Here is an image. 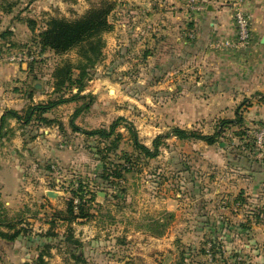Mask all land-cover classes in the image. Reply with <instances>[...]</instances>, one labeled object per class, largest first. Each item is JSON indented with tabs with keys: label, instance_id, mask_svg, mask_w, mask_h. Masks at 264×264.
<instances>
[{
	"label": "rangeland",
	"instance_id": "obj_1",
	"mask_svg": "<svg viewBox=\"0 0 264 264\" xmlns=\"http://www.w3.org/2000/svg\"><path fill=\"white\" fill-rule=\"evenodd\" d=\"M103 1L113 5L112 30L102 35L81 91L76 83L53 85L67 65L77 80L86 46L42 52L38 34L49 19L74 21ZM196 2L204 11L207 0ZM191 6L0 0V98L7 105L0 109L22 119L0 123V232L17 233L0 242V264H264V67L249 68L246 45L232 46L214 75L205 45L189 36L198 13ZM22 53L23 76L15 73L22 64L10 60ZM25 97L74 100L59 105L68 108L64 120L54 112L44 126L25 121ZM237 110L242 123L221 128ZM70 118L86 131L122 120L103 138L74 132ZM53 126L61 138L48 140L45 152L39 137ZM128 128L148 148L174 128L220 136L213 146L162 138L158 155L147 158ZM154 220L165 225L160 237L151 232Z\"/></svg>",
	"mask_w": 264,
	"mask_h": 264
},
{
	"label": "trees",
	"instance_id": "obj_2",
	"mask_svg": "<svg viewBox=\"0 0 264 264\" xmlns=\"http://www.w3.org/2000/svg\"><path fill=\"white\" fill-rule=\"evenodd\" d=\"M113 9V5L108 1H103V4L91 8L84 16L74 21H67L59 18H51L47 21L45 28L38 34L40 51L44 52L45 50L52 51L55 54H62L68 52L76 47L85 45L84 49L80 51V62L74 69L78 71L77 80H73L71 77V67L67 65L65 69H58L55 73V79L53 85L57 87L70 86L73 83L77 85H82L83 78L87 75V70L90 69L96 62L99 60L101 55V50L104 47V41L102 35L108 33L112 30V25L110 24L108 18L109 14ZM39 51V53H40ZM23 52V51H22ZM26 54L32 55L30 51H27ZM81 86L76 90L77 92L81 91ZM71 99H59L53 102H48L44 104H37L29 107L25 114V121L30 122L33 118L39 121L41 124L49 126L53 121L44 117V115L51 111L53 108L66 103L73 101ZM78 110L74 112V116L78 115ZM235 119L223 120L220 125L221 128L231 125H239L242 123V115L237 110L235 113ZM6 116L14 118L18 121L22 120L20 115L15 111H7ZM4 119V116L2 120ZM34 120V119H33ZM122 119L119 118L114 121L108 130L105 129H96L91 131H86L80 129L74 125L73 121L71 122V128L76 133H81L87 137L99 136L107 138L113 135L114 130L118 127L119 122ZM24 122V121H23ZM129 133L133 138V144L135 148L140 151L147 158H155L158 155V149L162 138L174 137L177 140H198L204 142L208 146H213L217 143L220 136V132L216 131L211 135H203L194 131L183 130L179 128L172 129L169 133L164 136H157L152 141V147L148 148L137 141V137L134 131L128 128ZM3 218V217H1ZM79 218H82L80 216ZM4 219V218H3ZM151 231L155 236H162L163 231L161 227H165L164 224H161L158 220H154L150 223ZM1 227V223H0ZM17 237V233L8 235L7 233L0 232V239L12 241Z\"/></svg>",
	"mask_w": 264,
	"mask_h": 264
},
{
	"label": "crops",
	"instance_id": "obj_3",
	"mask_svg": "<svg viewBox=\"0 0 264 264\" xmlns=\"http://www.w3.org/2000/svg\"><path fill=\"white\" fill-rule=\"evenodd\" d=\"M240 11L245 13L250 22V31H251V40L245 46L249 53L247 54V66L252 68L253 66H262L264 67V44L262 40L264 39V0H207L205 5V10H195L194 14L198 12L193 19L196 21L195 29L193 30V37L199 41L200 44L205 45V49L207 50V62L213 67L215 70L220 65V58H223L222 55L226 53H232L233 50L226 46V43L232 44L235 40V26H234V13ZM180 26V25H179ZM184 27L181 24V27H177L176 35L177 38L182 41L184 37ZM167 34H171L170 31ZM157 57V56H156ZM188 57V56H186ZM16 66V65H15ZM11 67V73L13 74V70L15 71L16 67ZM14 68V69H13ZM24 67H17L15 73L19 75H25ZM251 76L253 75V71H249ZM257 72V71H256ZM254 71V73H256ZM264 74V70L262 71ZM5 74V73H3ZM218 74V69L215 70L214 75ZM264 88V86H262ZM3 93V85H0V95ZM36 99L34 97L29 98L25 97V99H21L19 103L24 106H33V102L37 105ZM40 100V98L38 99ZM12 104V103H11ZM39 104H44L43 102ZM16 104H13V106ZM70 105V104H68ZM7 105L2 102L0 98V107L4 108ZM68 109L65 105L58 106L53 109L50 114H45L44 117L49 120H55L54 117H49L52 113L57 112L60 119L62 116L60 113L64 110ZM9 111V110H7ZM6 111V112H7ZM3 110L0 109V123L2 121L3 116L5 120H7L8 116H6V112L3 114ZM71 119V118H70ZM8 122L10 123L11 121ZM72 122V119L69 120L68 125ZM54 125V124H53ZM42 126V125H41ZM45 126V125H44ZM56 127L54 126L51 129H43L44 138H41V143H43L45 152L50 151L51 149L48 147L50 143L48 140H52V138L57 141L61 138L56 131ZM0 242H4L3 239H0Z\"/></svg>",
	"mask_w": 264,
	"mask_h": 264
},
{
	"label": "built area",
	"instance_id": "obj_4",
	"mask_svg": "<svg viewBox=\"0 0 264 264\" xmlns=\"http://www.w3.org/2000/svg\"><path fill=\"white\" fill-rule=\"evenodd\" d=\"M197 0H189V2L191 3V8L193 9V11L195 10H200L201 8L198 7L196 4ZM234 26H235V40L232 44H228L226 43V46L228 47H232V46H243V45H247L250 40H251V31H250V22H249V18L248 16L240 11H237L234 13ZM191 38H193V34L189 35ZM26 56H24V54L22 53L20 54H16V55H12L10 57V60L12 62L15 63H20L23 64L26 60Z\"/></svg>",
	"mask_w": 264,
	"mask_h": 264
},
{
	"label": "water",
	"instance_id": "obj_5",
	"mask_svg": "<svg viewBox=\"0 0 264 264\" xmlns=\"http://www.w3.org/2000/svg\"><path fill=\"white\" fill-rule=\"evenodd\" d=\"M262 43L264 44V39L262 40ZM22 66L24 67V66H25V64L23 63V64H22Z\"/></svg>",
	"mask_w": 264,
	"mask_h": 264
}]
</instances>
